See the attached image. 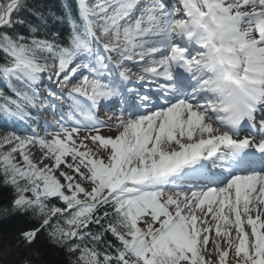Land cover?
<instances>
[{"label":"snow or ice","instance_id":"obj_1","mask_svg":"<svg viewBox=\"0 0 264 264\" xmlns=\"http://www.w3.org/2000/svg\"><path fill=\"white\" fill-rule=\"evenodd\" d=\"M177 2L76 0L79 21L65 5L71 32L62 41L22 15L27 0H0V77L12 93L0 90V113L29 124L40 118L29 109L69 108L56 131L0 133L11 189L0 193V219L27 225L0 245L6 264L56 249L78 253L76 264H264V100L238 131H219L205 48L182 31L216 10L264 53V0ZM215 157L237 161L215 187L170 179Z\"/></svg>","mask_w":264,"mask_h":264},{"label":"clouds","instance_id":"obj_2","mask_svg":"<svg viewBox=\"0 0 264 264\" xmlns=\"http://www.w3.org/2000/svg\"><path fill=\"white\" fill-rule=\"evenodd\" d=\"M182 31L187 41L205 48L202 60L220 109L210 123L219 131H238L264 100V53H254L252 37H241L227 15L216 10L194 14Z\"/></svg>","mask_w":264,"mask_h":264},{"label":"trees","instance_id":"obj_3","mask_svg":"<svg viewBox=\"0 0 264 264\" xmlns=\"http://www.w3.org/2000/svg\"><path fill=\"white\" fill-rule=\"evenodd\" d=\"M92 3V0H89ZM95 3V0H93ZM28 7L22 13V15L33 25L37 27H46L48 32L58 31L61 34L62 41H66L67 37L70 35L71 28L68 23V16L65 11V5H68L72 9V14L79 21L77 13V3L76 0H27ZM39 12L43 15L46 20V26L41 25L40 19L32 14V11ZM51 13V15H50ZM21 32L27 34L25 29H20ZM43 31L38 32V35L43 36ZM0 62H3V54L0 53ZM2 77H0L1 79ZM14 83H16L14 81ZM19 86V85H17ZM0 90H3L6 94L12 95L11 91L8 89L7 84H0ZM30 112L31 109H29ZM23 122L9 120L0 113V133L5 131H17L19 132V127L23 126ZM20 158L17 157V160ZM63 170V168L61 169ZM0 193H3L5 197L11 195V189L6 187L3 184V176L0 174ZM50 203H55L59 205V201L53 199ZM7 204L6 199H0V207H4ZM27 226L22 221L16 219L3 220L0 219V245L8 244L13 245L15 241L12 239L13 234L20 228ZM108 239L111 240L114 244L118 243L114 237H111V234H108ZM50 248L53 246H49ZM91 247V245H89ZM79 254H70L66 250L56 249L54 253H50L49 256H31L28 257L32 264H41V260H48L49 258L57 261V264H76V259ZM0 264H6V262L0 258Z\"/></svg>","mask_w":264,"mask_h":264},{"label":"bare ground","instance_id":"obj_4","mask_svg":"<svg viewBox=\"0 0 264 264\" xmlns=\"http://www.w3.org/2000/svg\"><path fill=\"white\" fill-rule=\"evenodd\" d=\"M159 54V53H158ZM158 54H156V56L158 55ZM161 54V53H160ZM164 54L165 53H162L161 54V57L159 58V59H161V58H163V56H164ZM156 59H157V57H155ZM130 67H132L133 68V70L135 69V66H133V65H129ZM51 122H53V120H50ZM111 132H105L104 134L105 135H113L114 133H112V134H110ZM218 159H220V157H215V158H213L212 160H206V161H210V162H213V161H217ZM217 162H220V161H217ZM196 167V165H194V166H191V167H188V168H185L184 170H182L181 172H186V173H188L189 175L190 174H193L194 172H196V171H194V168ZM226 169V168H225ZM181 172H179V173H176V174H180ZM178 184H180V183H178ZM184 185H186V186H191V184H189V183H183Z\"/></svg>","mask_w":264,"mask_h":264},{"label":"rangeland","instance_id":"obj_5","mask_svg":"<svg viewBox=\"0 0 264 264\" xmlns=\"http://www.w3.org/2000/svg\"><path fill=\"white\" fill-rule=\"evenodd\" d=\"M148 2V0H143V3L142 4H146ZM177 4H178V2H177ZM138 8H139V5H138ZM134 15H138V12L137 13H134ZM65 104H68V102H66ZM45 115H47V114H45ZM105 117V116H104ZM50 119V118H49ZM52 119V118H51ZM41 121H42V126H46V123L44 122V119H41ZM109 123H112V121H108ZM112 133H114V132H111L110 134H112ZM113 135H115V133L113 134ZM19 161V160H18Z\"/></svg>","mask_w":264,"mask_h":264}]
</instances>
